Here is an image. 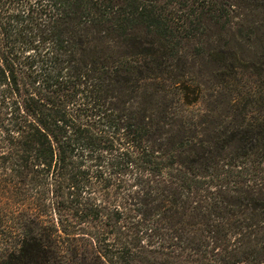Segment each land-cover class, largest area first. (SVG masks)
Wrapping results in <instances>:
<instances>
[{"label": "trees", "instance_id": "obj_1", "mask_svg": "<svg viewBox=\"0 0 264 264\" xmlns=\"http://www.w3.org/2000/svg\"><path fill=\"white\" fill-rule=\"evenodd\" d=\"M0 264H264V0H0Z\"/></svg>", "mask_w": 264, "mask_h": 264}]
</instances>
